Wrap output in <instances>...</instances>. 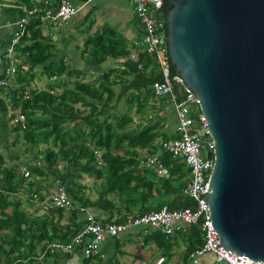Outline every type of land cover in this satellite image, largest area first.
<instances>
[{"label":"trees","instance_id":"1","mask_svg":"<svg viewBox=\"0 0 264 264\" xmlns=\"http://www.w3.org/2000/svg\"><path fill=\"white\" fill-rule=\"evenodd\" d=\"M56 4L0 0V8L26 18L14 45L17 63L10 77L6 50L10 39L0 51V80L7 81L0 84V138L6 137L4 143L0 141V264H142L143 254H131L126 245L154 247L164 258L162 264H196L190 255L205 241L199 224L182 225L170 234L137 226L108 236L107 250H92L88 256L81 251L89 234L73 243L87 226L81 207L91 209L95 220L105 224L125 222L164 205L194 209L195 202L184 193L190 169L161 149L163 141L178 135L177 119L168 98L154 93L152 84L162 77L153 56L139 44L143 30L137 16L135 38L128 39L114 28L85 37L83 57L93 58L97 65L114 59L91 76L88 70L58 58L52 36L43 34L45 21L62 18L44 21L37 16ZM171 71L175 73L172 64ZM62 74L64 80H49ZM36 78L44 82L43 87L35 83ZM176 96L183 98L179 88ZM200 111L198 103L192 107L195 121ZM21 153L30 158L22 162ZM151 155L160 159L165 175L147 165ZM50 176L52 183H48ZM85 176L97 184L94 198L78 180ZM59 187L66 188L70 208L46 201ZM34 193L39 203L29 210L24 204L34 203ZM41 208L44 211L37 213ZM54 242L72 243V251L52 249L49 245ZM181 246L183 250L177 251ZM128 255L133 256L130 262L123 260Z\"/></svg>","mask_w":264,"mask_h":264},{"label":"water","instance_id":"2","mask_svg":"<svg viewBox=\"0 0 264 264\" xmlns=\"http://www.w3.org/2000/svg\"><path fill=\"white\" fill-rule=\"evenodd\" d=\"M163 38L213 140L218 247L264 263V0H166Z\"/></svg>","mask_w":264,"mask_h":264},{"label":"built area","instance_id":"3","mask_svg":"<svg viewBox=\"0 0 264 264\" xmlns=\"http://www.w3.org/2000/svg\"><path fill=\"white\" fill-rule=\"evenodd\" d=\"M124 1L132 5L134 13L142 25L143 36L139 40V44L143 46L148 54L153 56L157 64V71L162 77L160 81L153 82L154 93L157 96H166L168 98L177 119L176 132L178 135L175 138L163 141L161 149L171 153V156L175 158L179 157L182 159L190 169L191 179L187 183L184 193L193 199L195 207L194 209L190 207L170 208L164 205L159 210L147 212L125 222H108L105 224H101L95 220V215L91 209L81 207V214L87 220V226L76 235L73 243L80 242L84 235L89 234L90 240L88 241V245L81 251L88 256L92 250L100 252L99 248L108 236L133 230L137 226L149 225L152 228L160 229L165 234H170L182 225L199 224L205 241L201 248L191 253L190 256L193 257L194 262L204 253L210 252L214 255L216 264L219 262H225L226 264H264L218 247L219 237L211 226L210 209L208 203L202 198L208 189V179L214 162L213 140L202 112L200 111L196 121L190 115L192 107L198 103L196 97L188 87H185L183 79L171 71L168 49L163 38L165 16L161 12V8L166 0ZM77 10L78 8L70 0H59L55 6L46 8L37 17L44 21L57 20L72 16ZM25 23L26 18H19L15 27L16 31L11 36L6 49L9 58V67L7 69L9 77L15 72L17 58L14 57V45L18 42ZM49 80L58 82L59 80H64V75H52ZM6 82V80H0V84ZM176 88H179L183 92L182 100L177 98ZM209 153L211 155H208ZM146 163L156 172L159 169L163 175L167 173L166 168L156 155L148 156ZM23 170L25 175L29 174L27 169L24 168ZM33 201L39 203L36 193L33 194ZM46 201L54 207H71L70 197L66 188L63 187H59L49 194ZM49 246L62 252H70L73 248L72 243L62 244L54 242ZM163 261L164 258L160 256L151 264H162Z\"/></svg>","mask_w":264,"mask_h":264},{"label":"crops","instance_id":"4","mask_svg":"<svg viewBox=\"0 0 264 264\" xmlns=\"http://www.w3.org/2000/svg\"><path fill=\"white\" fill-rule=\"evenodd\" d=\"M33 3L43 4L51 2L56 4L59 0H29ZM77 8V12L57 21H45L42 26L43 34L51 35L56 43V52L59 57H64L72 66L88 70V74L93 76L100 72L103 67L114 62L109 59L107 63L97 65L93 58L83 57L85 37L95 34L101 29L114 28L128 39L136 37L137 18L131 4L124 0H70ZM21 17L15 10H5L0 8V51L15 30L16 23ZM38 205V204H36ZM94 213V212H93ZM104 217L105 212H97ZM95 215V214H94ZM107 239V238H106ZM106 240L100 246L101 251L107 250ZM151 257L149 253L143 254ZM136 261L131 264L137 263ZM196 264H216L214 255L210 252L204 253L197 258ZM217 264H226L219 262Z\"/></svg>","mask_w":264,"mask_h":264},{"label":"rangeland","instance_id":"5","mask_svg":"<svg viewBox=\"0 0 264 264\" xmlns=\"http://www.w3.org/2000/svg\"><path fill=\"white\" fill-rule=\"evenodd\" d=\"M35 83H37V84H39L41 87H43V85H44V82L42 83V82H40L39 81V79L38 78H36L35 80ZM4 131L6 132V134L7 133H9V129L7 128V127H5L4 128ZM9 136V135H8ZM8 138H10L11 139V137L9 136ZM6 140V137L5 136H2L1 138H0V141L1 142H3L4 143V141ZM41 145V144H40ZM42 146V145H41ZM6 149H7V147H5ZM141 153H142V155H145V152L144 151H141ZM8 154H10V153H8ZM30 158V156H29V154H26V153H21V161L22 162H26L27 161V159H29ZM22 167H25V165H21ZM157 173L158 174H162L160 171H159V169H157ZM52 176H50V179H49V181H48V183H52L53 181H52ZM78 180H82V182H84L86 185H87V195H89V196H91L92 198H94L95 196H96V192H95V187H96V183L94 182L95 180L92 178V177H87V176H85L83 179H78ZM97 182H98V180H97ZM47 183V184H48ZM34 202V201H33ZM36 204H38V203H36V202H34V203H32V204H29V203H25L24 204V207H27V208H29V210H33V208L36 206ZM44 211V209L43 208H41L37 213H42ZM126 250H128L131 254H135V253H141V254H147V253H149V255H151V257L149 258V256L148 255H146L145 257H144V262L145 261H147V262H155L156 261V259L157 258H159L158 257V252H157V250L154 248V247H148L147 249H140L137 245H126L125 247H124ZM181 250H183V246H181L180 248H178L177 249V251H181ZM144 256V255H143ZM179 255H177L176 257H178ZM132 255H128V256H124L123 257V260H125L126 262H130L131 260H132ZM77 260H79V257H77L76 258V261ZM143 262V263H144ZM142 263V264H143Z\"/></svg>","mask_w":264,"mask_h":264},{"label":"clouds","instance_id":"6","mask_svg":"<svg viewBox=\"0 0 264 264\" xmlns=\"http://www.w3.org/2000/svg\"><path fill=\"white\" fill-rule=\"evenodd\" d=\"M152 263V262H151Z\"/></svg>","mask_w":264,"mask_h":264}]
</instances>
